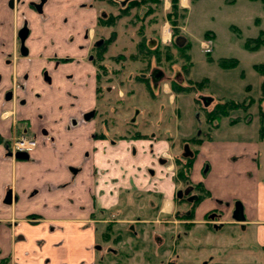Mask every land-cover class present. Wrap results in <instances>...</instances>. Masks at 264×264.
<instances>
[{"label": "crops", "instance_id": "0c3cea01", "mask_svg": "<svg viewBox=\"0 0 264 264\" xmlns=\"http://www.w3.org/2000/svg\"><path fill=\"white\" fill-rule=\"evenodd\" d=\"M87 1L66 6V12H75L69 18L82 24L81 5ZM179 4L188 10L191 2L179 0ZM0 20L13 26L3 10ZM185 24L186 20L182 29ZM44 35L32 38V59L18 66L29 78L27 103L16 109L33 133L40 135L44 126L49 135L41 133L28 159L8 156L0 144V259L9 258V264H96L107 224H151L172 212L178 218L174 210L180 182L174 169L166 167L164 156L172 152L168 138L152 131L143 132L142 138L114 137L94 120L68 127L70 116L96 102L92 73L86 71L72 85L62 75L73 68L63 65L51 86L43 84L39 72L47 62L41 55H47L50 46L48 39L42 41ZM37 49L43 52L35 55ZM8 124V119H0L3 135ZM256 135L212 136L197 147L190 181L202 183L210 196L197 203L191 220L197 227L217 224L216 231L256 225V241L264 248V140L258 129ZM8 190L12 201L5 203ZM236 201L244 206V222L233 218Z\"/></svg>", "mask_w": 264, "mask_h": 264}, {"label": "rangeland", "instance_id": "374dc122", "mask_svg": "<svg viewBox=\"0 0 264 264\" xmlns=\"http://www.w3.org/2000/svg\"><path fill=\"white\" fill-rule=\"evenodd\" d=\"M128 1L115 0L113 4V0H100L91 2L92 6L87 1L82 5L86 10L82 24L69 18L74 11L69 13L65 9L70 3L78 4V0H50L46 16L29 17L38 26L34 29L30 24L32 36L45 34L42 41L49 40L45 41L50 45L47 55L64 53L70 29L73 32L81 29L82 33L85 29H99L100 33L114 29V43L107 53L111 60L100 66L103 72L99 70L103 74L96 105L100 129L106 128L114 137L142 138L143 132L152 131L159 138H168L172 152L164 158L166 167L174 169L175 175L176 160L187 159L183 156L185 145L189 144L193 152L198 147L191 141L193 137L206 140L212 136L231 139L255 136L260 103L264 107L261 88L264 76L255 70L254 64L264 62V45L251 50L246 41L264 32V0H190L183 29V25L174 29L168 21L170 0H162L161 4L155 0H135L130 9L122 10ZM102 14L114 15L113 26L108 28L97 21L96 15ZM11 21L12 28L22 23L19 18L12 17ZM206 32H214L210 53L201 48L202 41L211 38L205 36ZM177 37L185 39L183 46L190 42L191 49L180 51L175 44ZM75 44L69 51L78 57L85 56L87 46L80 54L74 49ZM38 52L43 51L37 49L35 55ZM188 53L190 61L186 59ZM223 58H235L238 64L224 69L220 66ZM154 69L163 74L157 82L151 79ZM86 71L93 73L94 68L83 62L76 74ZM107 76L111 78L108 80ZM205 77L209 83L203 81ZM107 87L112 91L108 93ZM250 97L254 102L246 111L238 109L230 117L215 121L206 117V112L220 101L234 99L248 103ZM205 100H209L207 104ZM238 119L240 122L232 125ZM261 160L264 170V149ZM189 185L180 182L179 190ZM193 207L194 204L176 198L174 211L182 214ZM192 218H174L172 212L151 224H107L100 236L96 264H264V248L254 234L256 225H248L247 229L226 226L216 231L209 226L197 227ZM6 259L9 264V258Z\"/></svg>", "mask_w": 264, "mask_h": 264}, {"label": "flooded vegetation", "instance_id": "af4514ba", "mask_svg": "<svg viewBox=\"0 0 264 264\" xmlns=\"http://www.w3.org/2000/svg\"><path fill=\"white\" fill-rule=\"evenodd\" d=\"M49 1L50 0H0L1 9L8 16H10L11 19L12 17L13 19L19 18L22 21L21 25L10 28L8 26V23L4 24V22L0 20V86L2 84H5L3 89H0V119H8L9 121V124L7 125L8 132L6 135H3L0 129V144L3 145L5 153L7 155L8 153H11V155H8L11 157H14L17 152H26L29 156L30 153L37 147L38 137L42 135L41 133H43V135L45 136L49 135L46 127L44 126L40 128V135L33 133V131L30 130L29 123H25L26 121L23 122L21 121L22 119L18 118L19 112L16 109L17 107L24 106L27 103L26 94L28 88L27 80L29 78V73L26 71H18V66L22 64L25 59H32L33 56L31 49L33 38V29H31L30 27L31 20L33 19L34 14L38 15L39 17L46 16V8ZM98 1L100 0H90L89 4L90 6H92L91 2L93 4V2L96 3ZM2 10H0V12H2ZM30 16H32V19H29ZM108 18V15L105 14H102L101 16L96 15L97 21H100V19ZM7 27L10 29L8 36ZM71 30L72 29H70L68 37H66L67 41L66 44L64 43L65 47L63 54L58 55L56 53H53L48 55H41V57L44 58V61L47 62V65L44 66L39 72L41 82L47 86H51L53 83V75L57 71V69H59L60 66L69 65L73 68V70L69 73H64L62 77L64 80L71 81L72 85H77L79 83L78 79L80 75L77 76L76 71L79 72L82 63L86 62V64H89L94 68V71L91 75L94 81V91L96 95V102L94 103L95 107L93 106L91 109L80 112L77 115L70 116L67 120L69 128L75 127L90 120L97 121L96 119L98 117L99 111L96 105L100 99L99 79L103 75L101 74V71L99 72V70L102 69L103 72L104 68L100 66H104L105 60H111V58L108 57L109 54L107 53L113 45L115 39L114 29H104L103 31H101V33L99 32V29H85L83 33L81 29L75 30L74 32ZM65 36L66 35H64V37ZM177 38L175 39L176 46H183V43L180 44V40H177ZM75 41H77V43ZM84 41L87 43V45L83 43ZM74 44V49L80 54H82L81 52L83 51L84 46H87L85 56L78 57L76 54L71 53L72 50L69 51L73 48L72 46H74ZM83 57H85L86 61L83 60ZM88 73L89 72H85L84 75H87ZM162 77L163 74L160 71H157L155 69L153 70L151 75V79L153 81L157 82ZM107 78L109 80L111 76H107ZM107 91L109 93L110 91H112V89L110 87H107ZM87 116L88 118H86ZM9 119L13 123L10 122ZM21 137L33 141L35 143V147L30 151L14 150V142ZM49 137L52 140V137ZM193 153L195 155V152ZM189 186L183 187L182 190L187 189ZM191 186H193V190H195L193 183L191 184ZM193 190L188 195H183L181 198H176L182 201L186 200L187 203L193 205L198 199V193H193ZM194 208L189 209V211L182 214L176 212V215L189 219L190 215L193 214ZM218 226L219 225L215 224L214 227H212L216 229Z\"/></svg>", "mask_w": 264, "mask_h": 264}, {"label": "trees", "instance_id": "16d2710c", "mask_svg": "<svg viewBox=\"0 0 264 264\" xmlns=\"http://www.w3.org/2000/svg\"><path fill=\"white\" fill-rule=\"evenodd\" d=\"M102 1H104V0H102ZM109 1L110 0H107V2H109ZM134 1L135 0H129L127 2V4L122 8V10L124 9V11H126V10L130 9V7L132 6V3ZM155 1L157 2V4L162 3V0H155ZM170 1H171V10L169 12H167L166 15L169 16L168 21L172 24L174 29H178L180 26L183 25V22H185V20L187 18V14H188L187 11L188 10H187V8H182L180 6L179 0H170ZM191 1L195 2L198 0H191ZM114 2H115V0H113L112 3L114 4ZM147 12H150V9H148ZM112 15H109L108 19H100V22H102L103 25L107 24V25L113 26V24H114L113 16L114 15L113 16ZM146 15H148V13ZM205 36L213 38V35H211L210 32H207L205 34ZM246 45L251 50L259 49L262 45H264V32H262L260 34V36L257 38L247 39ZM178 49L182 52L190 50L191 49L190 42L183 47L181 46V48L179 47ZM186 59L190 61V59H191L190 53L187 54ZM191 64H193V63H191ZM237 64H238V60L235 58H229V59L223 58L220 61V66L224 69L235 67ZM254 68L261 76H264V62L254 64ZM203 81L205 83L210 82L208 77H205ZM207 86H208V84H207ZM172 88L175 91L177 90L174 85H172ZM261 88L264 91V81L261 84ZM253 102H254V100L252 97L249 98L248 103H239L238 101H236L234 99H227L226 101H220L214 106V108L212 110L206 112V117L208 118L209 121L221 120L223 118L230 117L231 113L235 110H238V109H244L245 111L248 110V108L253 104ZM259 106L260 107H259L258 136H259L260 140H264V107L262 106L261 103ZM238 121L240 122L239 119L237 121H232V125L236 124ZM204 140L205 139L201 138V137H196V138L193 137L191 139V141L195 142L198 146L201 145ZM196 152H197V149L195 150V154H196ZM176 164L178 165V170L176 173V179L181 183L192 184L190 181V175H191V170H192V166H193V158L189 157L185 161L176 160ZM194 189L198 192V199H197L196 203L194 204V207H195L199 201L210 196V192L204 187V185L202 183L195 184ZM191 217H193V214L190 215L189 218H191ZM182 218H185V217H182ZM7 262L8 261L6 258L0 259V264H6Z\"/></svg>", "mask_w": 264, "mask_h": 264}, {"label": "water", "instance_id": "95a60500", "mask_svg": "<svg viewBox=\"0 0 264 264\" xmlns=\"http://www.w3.org/2000/svg\"><path fill=\"white\" fill-rule=\"evenodd\" d=\"M177 40H180V44H182V41H185L182 37H178ZM208 101H206V104ZM88 118V116L86 117ZM8 155H11V153H8ZM183 156L185 157H193L194 153L191 151L189 144L185 145V153H183ZM14 157L16 159H28V154L26 152H17ZM193 190V186H189L185 190H178L176 197L181 198L183 195H188ZM15 198V197H14ZM12 201V191L8 190L6 192L4 202L10 203ZM233 218L238 222H244L246 220L245 212H244V206L241 201H236L235 203V210L233 212Z\"/></svg>", "mask_w": 264, "mask_h": 264}, {"label": "built area", "instance_id": "2783aa9c", "mask_svg": "<svg viewBox=\"0 0 264 264\" xmlns=\"http://www.w3.org/2000/svg\"><path fill=\"white\" fill-rule=\"evenodd\" d=\"M201 48L205 53L212 52L213 51L212 38H208L202 41ZM34 147H35V143L24 137H21L20 139L16 140L13 145L14 150H19V151H30Z\"/></svg>", "mask_w": 264, "mask_h": 264}]
</instances>
